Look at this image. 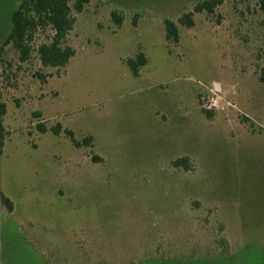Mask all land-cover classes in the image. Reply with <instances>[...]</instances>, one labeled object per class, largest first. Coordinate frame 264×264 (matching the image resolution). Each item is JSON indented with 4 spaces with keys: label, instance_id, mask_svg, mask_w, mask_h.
I'll use <instances>...</instances> for the list:
<instances>
[{
    "label": "rangeland",
    "instance_id": "obj_1",
    "mask_svg": "<svg viewBox=\"0 0 264 264\" xmlns=\"http://www.w3.org/2000/svg\"><path fill=\"white\" fill-rule=\"evenodd\" d=\"M22 1L0 0V46ZM202 1L90 0L61 69L36 52L50 29L26 62L3 48L0 264H264V14L256 0L194 12Z\"/></svg>",
    "mask_w": 264,
    "mask_h": 264
},
{
    "label": "trees",
    "instance_id": "obj_2",
    "mask_svg": "<svg viewBox=\"0 0 264 264\" xmlns=\"http://www.w3.org/2000/svg\"><path fill=\"white\" fill-rule=\"evenodd\" d=\"M90 0H23L12 16V29L2 46H0V54L3 48L12 46L18 53L21 62H26L31 57L32 44L36 33L41 30L50 29L52 36L50 40L40 44L37 49V55L40 64L43 67H51L54 69L65 68L69 61L74 57L75 50L67 44V36L73 30L75 18L72 14L73 9L78 13H82ZM225 0H203L198 3L194 12L213 14L215 9L222 5ZM260 11L264 14V0H256ZM73 3V8L71 4ZM112 18L115 23L121 25L123 19L118 13L113 12ZM179 24L187 28L194 26L193 13L183 14L178 19ZM166 38L168 41L177 43L179 40V28L177 24L170 20H164ZM1 56V55H0ZM127 64L131 67L134 76L139 75V69L146 65V58L139 53L134 59H129ZM260 82L264 84V70L261 72ZM203 114L210 116L211 113L202 110ZM5 115L4 105L0 106V155L3 153L5 146L6 131L3 125V117ZM41 132H46L42 125L38 126ZM61 126L52 129L56 135L61 133ZM65 135L71 140L76 148L82 146H90L92 137H87L81 142L77 141L74 134L64 131ZM176 168H184L190 170L188 157H181L173 161ZM0 202L9 213L14 211L12 201L0 192ZM222 249L226 248L224 239L220 241ZM141 262V261H140ZM193 261L185 262L182 259H165L162 264H190Z\"/></svg>",
    "mask_w": 264,
    "mask_h": 264
}]
</instances>
